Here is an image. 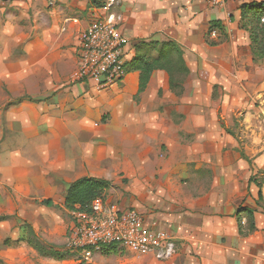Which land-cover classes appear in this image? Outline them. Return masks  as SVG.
<instances>
[{"label": "crops", "instance_id": "obj_1", "mask_svg": "<svg viewBox=\"0 0 264 264\" xmlns=\"http://www.w3.org/2000/svg\"><path fill=\"white\" fill-rule=\"evenodd\" d=\"M117 1L126 64L147 44L174 43L183 54L188 81L172 89L169 74L154 70L139 95V71L103 91L87 82H73L78 33L90 21L92 10L86 9V22L71 24L59 44L69 45L72 54L66 61L62 57L49 60V84L32 90L10 89L14 99L27 93L36 104L21 103L14 107L17 110L6 112L0 167L15 176L25 171L34 174L40 184L45 181L39 196L60 203L78 179H128V208L137 211L148 227L173 238L178 249L168 262L136 257L130 264H264V184L260 189L258 183L250 182L252 177L264 176V132L248 136L258 141L244 148L248 161L240 153L235 156L232 144L227 162L215 166L213 156L220 153L218 133L202 132L204 123L197 115L203 94L211 96L213 87L227 95L264 85V59L253 62L241 13L244 3L264 0H228L222 7L201 0ZM212 23L222 29L213 28L219 33L216 39L210 37ZM63 76H67L65 85L60 84ZM56 82L60 85L55 86ZM26 107L34 110L31 118ZM48 107L50 113H46ZM15 111L17 127L11 119ZM56 114L61 117L58 124ZM45 123L57 128L44 130ZM260 128L264 130V124ZM28 139L30 150L35 151L22 147ZM43 147L48 150L46 156L39 151ZM110 190L106 197L127 208L112 199ZM239 208L253 213V232H247L245 213L239 215V232Z\"/></svg>", "mask_w": 264, "mask_h": 264}, {"label": "rangeland", "instance_id": "obj_2", "mask_svg": "<svg viewBox=\"0 0 264 264\" xmlns=\"http://www.w3.org/2000/svg\"><path fill=\"white\" fill-rule=\"evenodd\" d=\"M104 1L0 0V98L3 96L11 98L5 102L0 99V131L2 132L0 148L7 137L3 135L6 112L17 110L14 107H20L21 103H26L27 106L36 104L27 93H24V97L14 99L10 89L21 87L32 90L38 85L49 84V60L62 57L61 61H66L68 54L70 56L71 53L69 45L59 47L60 42L65 39L64 35L68 34L70 25L73 24L72 21L68 23L69 25L65 24V21L74 18L86 20V9L89 11ZM253 3L250 1L244 4ZM64 24L65 32L62 31ZM242 24L243 30L250 36L252 59L255 57L259 60L257 44L262 38L258 29L263 23L262 21L257 23L248 15L243 19ZM256 34H258L257 39ZM150 53L154 56L153 51L144 48L137 54L149 56ZM179 78L174 81L175 84H181ZM184 79L185 82L188 81V77ZM66 80L67 76H63L60 84H67ZM60 84L54 83L55 86ZM212 89L211 96L203 94V103L197 115L204 123L201 126L202 132L218 133L217 143L220 153L218 156H213L212 160V164L217 166L223 163L222 161L227 162L226 152L230 151L232 144H234L235 156L236 153L242 154L247 145H258V141H250L248 136L251 133L264 132L260 128L264 124V85L255 91L227 95L220 92L217 87ZM60 102H63V99ZM29 108L26 107V115L31 118L34 116V110ZM50 111L51 108L48 107L46 113ZM57 116L58 114L55 115L57 121L56 123L54 120L55 124L61 119ZM63 118L65 121L66 118ZM11 119L13 127H17V111L11 114ZM41 127L45 130L55 126L45 123ZM228 131L233 134L234 141L232 137H228ZM31 142V139H28L22 147L30 150ZM261 145L264 146V142H261ZM43 148L39 151L42 156H46L48 150ZM30 151L35 149L31 148ZM26 161L31 163L27 158ZM28 163L26 166L29 165ZM26 168L28 171L31 170ZM44 182L40 184L38 180H34V174L27 171L15 176L11 170L0 167V264H130L131 261L139 259L123 250L111 251L104 255L92 254L91 260L87 262L79 259L69 249L72 222L64 201L60 203L59 199H50L52 202L50 207L42 204L47 200L39 196V191L44 190ZM110 183L112 184L110 194L114 197L112 199L120 200L124 206L130 207L129 180L119 179ZM28 231L33 234H29V239L35 238L34 240L46 250L53 248L59 254V258L42 255L37 249L27 246L24 242L15 243L27 237ZM65 253L69 255H64Z\"/></svg>", "mask_w": 264, "mask_h": 264}, {"label": "built area", "instance_id": "obj_3", "mask_svg": "<svg viewBox=\"0 0 264 264\" xmlns=\"http://www.w3.org/2000/svg\"><path fill=\"white\" fill-rule=\"evenodd\" d=\"M201 1L211 7H222L228 0ZM117 6V0H105L92 8L88 24L79 27L78 67L71 76L73 82H87L96 91H103L126 78V40L122 36L123 18L116 12ZM71 21L74 25L86 22L74 18L66 20L65 24ZM218 34L217 30L210 31L212 39ZM69 216L72 222L69 249L83 261H90L92 254H100L101 248L108 246L136 257H150L157 262H168L177 254L173 238L148 227L137 211L124 208L106 195L95 198L84 207L75 206Z\"/></svg>", "mask_w": 264, "mask_h": 264}, {"label": "trees", "instance_id": "obj_4", "mask_svg": "<svg viewBox=\"0 0 264 264\" xmlns=\"http://www.w3.org/2000/svg\"><path fill=\"white\" fill-rule=\"evenodd\" d=\"M97 6H100V4ZM241 13L242 21L246 16L249 15L250 18L253 17L257 23H260L261 18H264V3H253L251 5H243L241 7ZM262 23L263 24L261 25L260 29H258V32L260 31L262 38L257 44L259 48V60L253 57L254 63H259L264 58V22ZM213 28H216L218 31L222 32V29L218 24L212 23L210 30H212ZM258 34H256L255 36L256 39L258 38ZM210 45L214 46L215 44L210 43ZM146 48H148L150 51L155 52L156 56H152L151 53L149 54V56L137 54L131 62L126 64L127 73H130L132 71H139L137 95L141 94L146 89L150 76L154 70L166 71L169 74L170 86L172 87V89L175 87L180 89V85L184 83V78L187 77L189 72L183 60V54L179 50V48L174 43H150L146 45ZM175 77H182V79L179 78L181 80V84L174 83V81H177V78L175 79ZM227 133L233 136L230 131H228ZM240 157L248 161V159L243 154H240ZM250 182L258 183L257 186L261 189L262 185L264 184V176H262L261 178L252 177L250 179ZM111 187L112 184L104 180L93 178L78 179L75 182L71 183L68 189L66 190L64 206L68 211H71L75 206L84 207L95 198L106 195L107 191ZM261 198V192L259 191L258 199L260 200ZM42 204L47 207L52 206V202L50 200H45L42 202ZM241 213L246 214L248 230L247 232H253L255 230L254 215L253 213L247 211L244 208H239L237 211L239 232H242V228L239 221V215ZM29 234L33 235L30 231H28L27 237L15 243L19 244L24 242L27 246L37 249L40 253H42V255H48L53 256V258H59V254L54 251L53 248L46 250L45 248L41 247L36 240H34L35 238L32 237V239H29ZM116 250L117 248L115 246L102 247L100 254L104 255L106 253ZM64 255L69 254L65 253Z\"/></svg>", "mask_w": 264, "mask_h": 264}]
</instances>
